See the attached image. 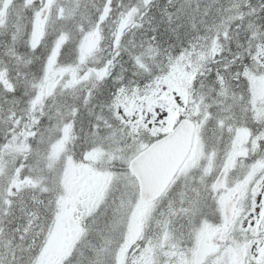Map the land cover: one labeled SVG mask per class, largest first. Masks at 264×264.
<instances>
[{
    "label": "snow or ice",
    "instance_id": "6c2138e0",
    "mask_svg": "<svg viewBox=\"0 0 264 264\" xmlns=\"http://www.w3.org/2000/svg\"><path fill=\"white\" fill-rule=\"evenodd\" d=\"M0 264H264V0H0Z\"/></svg>",
    "mask_w": 264,
    "mask_h": 264
}]
</instances>
